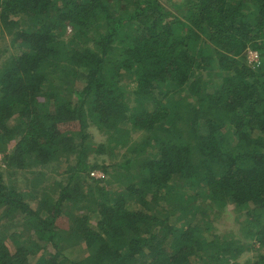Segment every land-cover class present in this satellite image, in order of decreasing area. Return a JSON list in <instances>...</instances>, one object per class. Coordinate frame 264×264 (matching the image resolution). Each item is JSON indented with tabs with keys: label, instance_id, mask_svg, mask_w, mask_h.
<instances>
[{
	"label": "trees",
	"instance_id": "16d2710c",
	"mask_svg": "<svg viewBox=\"0 0 264 264\" xmlns=\"http://www.w3.org/2000/svg\"><path fill=\"white\" fill-rule=\"evenodd\" d=\"M0 45V264H264V0H0Z\"/></svg>",
	"mask_w": 264,
	"mask_h": 264
},
{
	"label": "rangeland",
	"instance_id": "374dc122",
	"mask_svg": "<svg viewBox=\"0 0 264 264\" xmlns=\"http://www.w3.org/2000/svg\"><path fill=\"white\" fill-rule=\"evenodd\" d=\"M171 1H178V0H171ZM165 4H168L167 2ZM169 8H171L170 5H168ZM9 39L6 38L5 41H3L1 43V47L3 46H6L7 43H8ZM248 51H253V50H248ZM248 51H247V54H246V59H247V62L252 66L254 67V65L250 62V58L252 59V55H248ZM15 52V49L14 47H10L9 48V52L8 54L10 53H14ZM255 66H258L255 64ZM124 81H128L127 79H124ZM82 85V84H81ZM79 85V86H81ZM80 88V87H79ZM92 134L94 133V131H91ZM101 138V134L98 133V135L96 134V137L95 139L96 140H99ZM115 157L116 156H119L120 153L119 151H115ZM114 158V155L112 156ZM3 156L2 154L0 153V165L3 166ZM0 166V167H1ZM64 167V166H63ZM94 172H96L97 174L95 176H91L90 173H89V176L92 177V178H95V179H100V178H103L105 175L103 172H101V170L99 169H95V170H92ZM7 176V174H6ZM27 176L29 178L32 177V175H29L27 174ZM54 175L51 173L48 175L49 180H52L54 178H52ZM106 178V176H105ZM31 182V181H30ZM27 181L21 177V175L19 176V179H18V185L19 186H24V185H27ZM32 183V182H31ZM32 185L29 186V188H31ZM31 192L33 194H37V196L41 195L38 194L37 191L35 190H31ZM32 198L31 196L29 197V199ZM33 206L36 205V203H32ZM223 213L221 214L220 218L214 222V227H216L218 233H229L231 231H237V227H238V220L240 219L241 215L239 213H237L234 208L232 207V205H229L225 208L224 211H222ZM67 225H61L60 228H66ZM0 231L5 234L6 236V244L9 248V250L11 252H13L15 250V243L12 242L11 240V234L12 232H18L19 231V228H15L12 229V230H8L6 229V227H3L1 226L0 227ZM70 236H74V234H71V233H67V236L62 238L61 242L59 243L60 247H66V250L64 251V253L66 254L67 257H69V259H74V260H79V259H82L85 255H86V249L84 247L83 244L79 243L78 241H76V239L74 237H70ZM258 245L256 244L255 246H253V248L249 249V250H245V252L243 254L240 255V257L238 258L239 261H244L245 259L249 258V259H252L254 256H256L257 252L259 251ZM54 250L49 248V252H53ZM262 253H264V250H261ZM35 257H32L30 258V262L32 263V261H34Z\"/></svg>",
	"mask_w": 264,
	"mask_h": 264
},
{
	"label": "built area",
	"instance_id": "2783aa9c",
	"mask_svg": "<svg viewBox=\"0 0 264 264\" xmlns=\"http://www.w3.org/2000/svg\"><path fill=\"white\" fill-rule=\"evenodd\" d=\"M248 55H252V59L250 58V62L255 66L259 64V56L256 51H248ZM97 173L94 171H90L91 176H95Z\"/></svg>",
	"mask_w": 264,
	"mask_h": 264
}]
</instances>
